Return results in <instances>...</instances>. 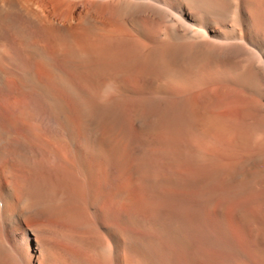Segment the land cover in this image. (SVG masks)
<instances>
[{
    "label": "bare ground",
    "instance_id": "1",
    "mask_svg": "<svg viewBox=\"0 0 264 264\" xmlns=\"http://www.w3.org/2000/svg\"><path fill=\"white\" fill-rule=\"evenodd\" d=\"M0 264H264V0H0Z\"/></svg>",
    "mask_w": 264,
    "mask_h": 264
}]
</instances>
